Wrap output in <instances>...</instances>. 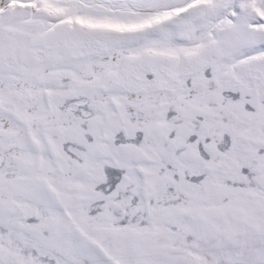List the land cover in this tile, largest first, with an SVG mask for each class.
<instances>
[{
  "label": "snow or ice",
  "instance_id": "obj_1",
  "mask_svg": "<svg viewBox=\"0 0 264 264\" xmlns=\"http://www.w3.org/2000/svg\"><path fill=\"white\" fill-rule=\"evenodd\" d=\"M0 264H264V0H0Z\"/></svg>",
  "mask_w": 264,
  "mask_h": 264
}]
</instances>
